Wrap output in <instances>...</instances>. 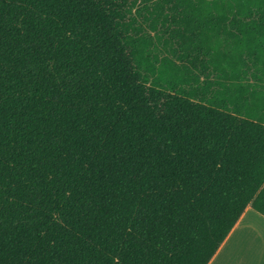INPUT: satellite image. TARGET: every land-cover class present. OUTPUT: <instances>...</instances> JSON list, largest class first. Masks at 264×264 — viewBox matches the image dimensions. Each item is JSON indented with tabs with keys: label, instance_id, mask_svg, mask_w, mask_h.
Listing matches in <instances>:
<instances>
[{
	"label": "trees",
	"instance_id": "16d2710c",
	"mask_svg": "<svg viewBox=\"0 0 264 264\" xmlns=\"http://www.w3.org/2000/svg\"><path fill=\"white\" fill-rule=\"evenodd\" d=\"M264 215V0H0V264H208Z\"/></svg>",
	"mask_w": 264,
	"mask_h": 264
},
{
	"label": "crops",
	"instance_id": "0c3cea01",
	"mask_svg": "<svg viewBox=\"0 0 264 264\" xmlns=\"http://www.w3.org/2000/svg\"><path fill=\"white\" fill-rule=\"evenodd\" d=\"M208 264H264V215L248 206Z\"/></svg>",
	"mask_w": 264,
	"mask_h": 264
}]
</instances>
